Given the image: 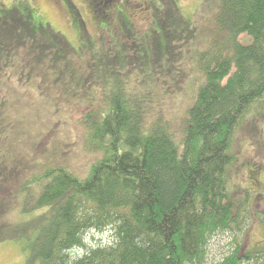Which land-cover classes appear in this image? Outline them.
I'll list each match as a JSON object with an SVG mask.
<instances>
[{
    "label": "trees",
    "instance_id": "obj_1",
    "mask_svg": "<svg viewBox=\"0 0 264 264\" xmlns=\"http://www.w3.org/2000/svg\"><path fill=\"white\" fill-rule=\"evenodd\" d=\"M85 1L99 28L93 42L64 0L86 34L82 49L26 0L0 17V216L15 200L30 214L0 222L10 227L0 239H22L27 264H201L215 232L253 220L264 229V203L229 185L236 134L264 96V0H201L189 21L177 1L162 0L157 29L146 8L153 32L143 41L129 0ZM187 81L192 101L175 127L159 93ZM66 123L89 157L80 170L58 129ZM92 230L112 242L86 244ZM254 259H264V240L247 250L235 237L217 264Z\"/></svg>",
    "mask_w": 264,
    "mask_h": 264
},
{
    "label": "rangeland",
    "instance_id": "obj_2",
    "mask_svg": "<svg viewBox=\"0 0 264 264\" xmlns=\"http://www.w3.org/2000/svg\"><path fill=\"white\" fill-rule=\"evenodd\" d=\"M25 1V0H24ZM71 1V0H70ZM155 8L151 9V4ZM177 1V2H176ZM23 0H0V17L3 14V10H20L22 8ZM30 6L36 8L38 13L37 16L42 18L43 21L48 22L54 31L62 33L64 37L69 41L72 47L76 49H82L87 40H83L87 34L88 40H99L97 38L99 28L98 25L92 19L91 13L89 11L88 5L85 0H72V2L80 9L82 19L84 21L86 34H82V27L78 25H73L70 22L69 13L67 12L64 0H26ZM125 8V13L130 17V26L134 33L138 34V37L143 41L146 35L151 36V30H146L149 26L150 13L147 11L152 10L151 16L153 19V29H157V16L156 11L162 8V0H129ZM177 10H179L182 18L185 21L195 20L197 16V8L201 3V0H175ZM137 4L138 6H136ZM117 7L119 5H116ZM136 6V7H133ZM138 7V8H137ZM140 8V9H139ZM199 9V8H198ZM20 12V11H19ZM121 28V26H120ZM122 32V30H120ZM82 34V37H81ZM242 40H246V36L241 37ZM145 46V44L143 43ZM131 56V55H130ZM190 56V55H189ZM188 55L185 57L183 62V67H191L189 63ZM188 71V68H187ZM190 83L187 81L184 87L180 90H176L173 85L170 87V92L166 94L159 93V100L162 105L167 108H171L170 120L172 126H179L181 117L184 114L185 109L191 103L190 94ZM177 91V92H176ZM17 92L20 97H23L24 90L22 88H17ZM19 110H24L23 106L18 107ZM169 111V110H168ZM66 122V119L64 120ZM54 120H47V125L50 123L53 125ZM244 124L241 126L240 130L236 134L237 142L233 144V152L238 154L237 161L231 168L229 185L235 190L237 197H243L246 191L252 190L253 193L250 196V201L258 202L259 206L262 208L264 203V96L258 99L251 105L248 113L245 115ZM58 124V122H57ZM58 129L62 132L66 138L71 137L69 144L71 149L75 151V156L72 158V166L76 169H81L84 162L89 161V157L85 155V151L80 146V139L76 138V135L71 131L66 124H61ZM66 129L68 131H66ZM51 137V133L47 132L42 141H45ZM74 139L77 140L74 143ZM74 144V145H73ZM72 156L74 153L72 152ZM235 154V159H236ZM256 164L260 165L256 167ZM257 168V173L254 175L250 173L246 174L247 168ZM258 186V187H256ZM4 189V188H3ZM0 190V194H2ZM14 189V186L11 187ZM4 193V192H3ZM255 193H260L258 198H254ZM1 197V196H0ZM30 214H25L20 212V205L18 200L13 201L12 205L9 206L8 211L0 216V222L12 223L20 222L28 219ZM250 223L252 225H250ZM9 230V226H1L0 230ZM4 233V232H1ZM5 234V233H4ZM111 233L109 231L103 230H92L86 234L85 242L88 245H93L101 243L106 245L111 243V238L109 237ZM3 235L0 234V237ZM236 237L238 244L244 246L247 250H253L257 245H262L264 240V229L262 224H259L256 220L246 221L243 225L242 231H217L212 234L207 241L205 246L204 255L202 257L201 264H217L220 262L225 254L231 249L233 244V239ZM23 240H13L9 238L0 239V264H27V252L22 248ZM72 251V250H71ZM75 252H81V250L75 249ZM33 264H36L35 262ZM242 264H264V259H254L249 262H243Z\"/></svg>",
    "mask_w": 264,
    "mask_h": 264
}]
</instances>
